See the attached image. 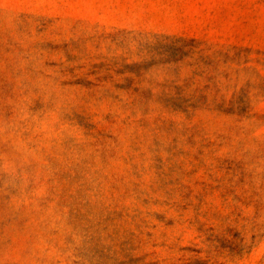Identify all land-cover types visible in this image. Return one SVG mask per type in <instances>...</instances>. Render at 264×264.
<instances>
[{
  "label": "rangeland",
  "instance_id": "obj_1",
  "mask_svg": "<svg viewBox=\"0 0 264 264\" xmlns=\"http://www.w3.org/2000/svg\"><path fill=\"white\" fill-rule=\"evenodd\" d=\"M0 264H264V0H0Z\"/></svg>",
  "mask_w": 264,
  "mask_h": 264
}]
</instances>
